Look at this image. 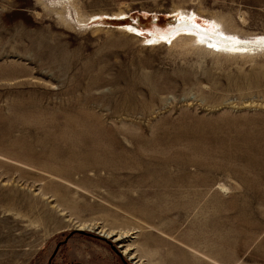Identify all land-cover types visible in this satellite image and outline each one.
Returning <instances> with one entry per match:
<instances>
[{
	"label": "rangeland",
	"instance_id": "1",
	"mask_svg": "<svg viewBox=\"0 0 264 264\" xmlns=\"http://www.w3.org/2000/svg\"><path fill=\"white\" fill-rule=\"evenodd\" d=\"M64 1L0 0V264H264V47L172 45L202 31L170 18L195 14L216 32L218 18L253 38L264 0ZM114 134L202 147L179 158L188 169L173 190L189 184L186 200L155 198L133 164L116 187L111 174L65 195L41 168L58 149ZM126 192L135 200L107 199ZM122 228L124 240L99 233Z\"/></svg>",
	"mask_w": 264,
	"mask_h": 264
},
{
	"label": "bare ground",
	"instance_id": "2",
	"mask_svg": "<svg viewBox=\"0 0 264 264\" xmlns=\"http://www.w3.org/2000/svg\"><path fill=\"white\" fill-rule=\"evenodd\" d=\"M53 1H56V3H59V4H65L64 0H53ZM68 1H69V3H71L70 0H68ZM174 11H177V9H175ZM117 15H124V12H120ZM180 16H181L180 18H176V17L174 18V22H173L174 25H176L177 27L180 26V24L186 25L188 27V29L191 28V30H195V31L200 29V33L202 31V38L200 37L199 32H197V34L196 33H190V34L194 35V36H190V37H184V35L183 36L179 35V37H177L176 41L173 42L172 45H174L177 41L185 40V41H188L190 44H193V46L194 45H197V46L201 45L202 46L204 44L205 46L212 47V50H213V48H214V50L216 49L219 51L224 50V52H226V53H234V52L245 51V50L250 51L253 49H257L259 47H264V35H260V36L255 35L256 37L253 36V38H250L252 36H250V37L248 36V38L245 37L246 39H244V38L240 37L236 31H233V29L230 28L229 22H225L224 20L214 18L215 24L217 23L216 25L218 27V30L216 32V30L210 31L209 28H208L209 30H207V28L200 25V23L197 20H194L193 18H196L195 14H190L187 16L184 12H181ZM185 17H188L190 19V22L188 19L185 20L184 19ZM175 19H178V20H175ZM101 20L103 21V19H101ZM154 20H157V19L153 18L152 21L154 22ZM136 21L137 20L135 19L133 22L136 23ZM177 21H179V22L183 21V23H178ZM130 27L133 30L135 29L134 32H137L138 34L142 33V29L139 26L131 24ZM131 28H123L122 27L119 29L122 32L129 33L128 30H130ZM188 29H187V31H188ZM203 31L212 33L214 35H213V37H210V36L205 37L207 34L204 33ZM227 32L231 33V34L234 33V34L231 36H227L228 35ZM164 36L165 35L155 34L153 39L151 40V42L152 43H156V42L158 43L159 41H161V42L166 41V40L168 41L171 38L170 36H165V37ZM109 130H112V129H109ZM125 136H126V134H125ZM125 139L123 141H125ZM66 140H64V142ZM163 140H165V139H163ZM61 142H63V141H61ZM168 143H170V142L168 141ZM178 143L176 145L175 144H164V146L161 145L160 147H158L155 145V141H149V140H146L144 138H141L140 140L133 143V145H128V144L125 145L126 142L125 143L121 142V139L116 137L115 134L112 137L98 136L96 138H87L85 141H82L77 146L74 145V147H72V146L68 145V146L62 148L61 150L58 149L59 151H57V152L55 151V153L50 151V152H52L53 157H55L56 159L54 161H52V163H48V164L45 163L43 165L41 164L42 165L41 168H42V170H44L46 173L53 176V178H55L58 181V182H54V183L57 186H59V190L66 191L64 193V195H65L68 191H70V188H72L74 186H76V187L82 186L83 183H85V182H88V184H89V182L93 183L94 181L106 182L107 178H108L107 175H111V174H113L115 179L112 182H110L111 183L110 185H109V182H107V184L111 188L116 187L119 184L120 177L117 175L120 173V171L121 170L124 171L125 169H123V168H129V167L135 165V168H136L135 170L139 171V173L142 174L144 185L148 186V184H149L150 190L152 188L154 189V192L152 190L151 191H152L153 195L155 196V198H162L163 197L162 192H163L164 195L167 193H169L170 195L178 194L180 198H183L186 200L187 193H189L190 190H186L184 188H186V187L190 188L191 186L189 187L188 186L189 184L184 183L177 190H173V188L175 186H177V187L179 186L178 182L181 179V177H183V174L185 173L184 170L187 171V169H188V168L186 169L185 163H183L179 158L182 156L191 154L190 151H193L194 153L202 152V147H200V146H194V148L188 147V145H186V142H184L183 145L179 146ZM63 145H65V144L63 143ZM111 145H114L115 149H111L109 147ZM58 146H60V145H58ZM143 146H145V147H143ZM146 146H149V148H146ZM46 151H47V149H46ZM50 154L51 153H49V155ZM195 163H196V170L201 171L202 162H200V160H197V161H195ZM130 164H133V165H130ZM191 166H193V165H191ZM129 169H131V168H129ZM130 171L133 172V170H130ZM137 171H134V172H137ZM120 181H122V180H120ZM131 181H133V180L131 179ZM122 182H124V180ZM126 183H128V182H126ZM91 187H92V184H91ZM96 187H97V185H96ZM83 188H85V187H83ZM93 188H94V186H93ZM120 191H122V190L120 189ZM46 194H47V192H45L44 195H46ZM141 194H142L141 196L143 197L149 193L142 192ZM193 194H195V193H193ZM64 195H62V193H59V192H56V193L52 192V194H51L52 197L56 198L55 201L59 207L62 205L61 200L64 199V197H65ZM116 195H117V193H114V195H111L107 199H110L113 201H114V199H117V201L121 202V199L126 197V199L128 201H134L135 200V198H132L127 192L118 194L117 196ZM182 201H184V200H182ZM124 202H125V200H124ZM127 205H128V203H127ZM146 216L148 218V217H150V214H148ZM81 232H84V231L82 230ZM114 232L115 231L113 229L108 231V232L104 231V230L99 231V233L101 235L105 236L106 238H109V237H112L113 235H115L116 237L112 238L113 241H119L122 239L124 240V237H126L128 235L127 232H130V231H129V229H123L122 228V229L117 230V233H114ZM119 247L122 248V252L119 250V252L121 254L122 253L124 255L128 254L127 252H128L129 247L123 248L122 245H119ZM128 257H129V259L133 258L132 252L128 254ZM136 264H144V263H143V261L138 260L136 262Z\"/></svg>",
	"mask_w": 264,
	"mask_h": 264
},
{
	"label": "water",
	"instance_id": "3",
	"mask_svg": "<svg viewBox=\"0 0 264 264\" xmlns=\"http://www.w3.org/2000/svg\"><path fill=\"white\" fill-rule=\"evenodd\" d=\"M113 248H114V246H113ZM116 250V249H115ZM117 252H118V250H117ZM120 253V252H119ZM121 254V253H120ZM122 255V254H121ZM124 264H129V263H127L126 261H124ZM132 264H134V263H132Z\"/></svg>",
	"mask_w": 264,
	"mask_h": 264
}]
</instances>
